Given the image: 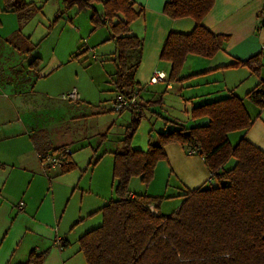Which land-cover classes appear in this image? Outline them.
Returning <instances> with one entry per match:
<instances>
[{
  "label": "trees",
  "instance_id": "obj_1",
  "mask_svg": "<svg viewBox=\"0 0 264 264\" xmlns=\"http://www.w3.org/2000/svg\"><path fill=\"white\" fill-rule=\"evenodd\" d=\"M0 1L2 10L17 14L21 22L40 10L24 0ZM214 2L169 0L164 5L163 14L169 19L190 18L195 22L190 33H170L165 41L160 60L171 65L168 81L177 80L188 56L212 59L222 50L228 38L212 34L202 25ZM61 3L64 11H90V22L95 28H108L107 41H112L115 49V92L131 97L137 88L134 76L142 40L130 33V25L142 16L143 9L131 0H61ZM95 5H100L101 11L96 10ZM131 51L136 54L129 55ZM39 62L35 58L30 66ZM238 67L258 73L260 58L252 57L222 68ZM245 97L262 109L264 81ZM191 118H207L208 123L187 128L171 122L175 127L160 135L157 145L149 144L146 151L130 146L141 114L137 113L125 128L121 147L113 153L116 200L90 215L100 214L101 224L77 241L78 252L86 264H264V153L244 139L235 146L228 141L229 134L246 131L252 125L243 99L229 95L193 107ZM172 143L186 149L194 148L215 185L185 191L179 208L170 215H163L159 211L162 198L130 197L128 184L136 177L149 185L157 163L166 159L164 148ZM65 149L37 150L45 155ZM71 156V151L64 154L59 174L74 170ZM231 159L235 164L225 169ZM97 162L98 159L90 164ZM221 182L226 183L224 187ZM149 205H154L155 214L149 210ZM43 260L44 255L31 253L28 264H42Z\"/></svg>",
  "mask_w": 264,
  "mask_h": 264
},
{
  "label": "crops",
  "instance_id": "obj_2",
  "mask_svg": "<svg viewBox=\"0 0 264 264\" xmlns=\"http://www.w3.org/2000/svg\"><path fill=\"white\" fill-rule=\"evenodd\" d=\"M24 1L38 7L34 3L35 0ZM131 1L143 9L142 16L130 25V33L142 40L140 61L134 76L139 92L143 88L152 87L168 79L171 65L159 61L165 41L170 33H190L195 22L190 18L172 20L166 17L163 14V7L169 0ZM50 4L52 7H59L60 0H51ZM31 18L32 16L25 24ZM202 25L212 34L226 36L228 39L222 50L212 59L192 55L187 57L183 67V78L201 76L197 80H203L206 85L202 92L192 94L188 99L191 109L224 99L229 95L243 99L244 107L253 122L246 131L229 134V144L235 146L244 139L264 153V106L259 109L245 97L264 81V53L261 51L264 46V0H215ZM25 40L30 42L31 38L26 36ZM31 49L32 46L28 50ZM134 54L136 51L129 52L131 56ZM252 57L260 58L261 68L258 73H252L247 67L222 68L233 63L245 62ZM35 58L41 61L39 57ZM5 59L7 57H4ZM4 60L0 55L1 74L6 73L4 68L8 62ZM25 61V73L36 72L38 78L61 65L58 57H52L41 73L43 70L40 62L36 66H30L32 61L27 59ZM154 72L162 76L157 83L151 82ZM183 78H179L180 84ZM22 90L13 82L2 83L0 80V264H28L31 253L44 255L42 264H86L83 255L78 252L77 241L84 233L94 229L91 227L101 223L100 214L90 215L109 203L102 197L105 185L109 182V171L102 172L98 178L95 177V181H91L87 190L86 186H81V175L76 181L68 183L66 189L57 195L59 189L57 179L66 180V177L74 172L72 170L66 174H59V171L44 174L37 149L61 147L69 149L70 146L67 140L50 136L47 133L48 125L37 126L34 121L20 115V108L26 105L21 103L24 91ZM38 94L50 96L44 90H39ZM115 96L116 93L114 98ZM75 103H80V100ZM40 105L43 111L49 110L48 101ZM141 106L145 108L143 104ZM187 121L172 123L187 128L208 123L207 118L201 119L200 123L199 120L196 121L198 124L195 125H188ZM164 151L166 159L158 163L148 186L142 187L131 180V186L134 187L129 189L130 197L134 195L165 197L168 188H172L171 190L176 193L170 197H178L187 190L206 186L210 173L200 156L190 155L189 150H185L177 143L168 144ZM97 159L95 168L99 166L103 157L99 156ZM71 161L75 164L74 169H77V162L73 157ZM54 178V182L51 181ZM94 186L97 190H94ZM77 189L81 193L79 207L73 206L72 203L74 191ZM20 202L23 203L22 211L18 210ZM97 216H100V219H97ZM90 221L93 223L85 225ZM80 226L84 227L77 235L75 232Z\"/></svg>",
  "mask_w": 264,
  "mask_h": 264
},
{
  "label": "rangeland",
  "instance_id": "obj_3",
  "mask_svg": "<svg viewBox=\"0 0 264 264\" xmlns=\"http://www.w3.org/2000/svg\"><path fill=\"white\" fill-rule=\"evenodd\" d=\"M38 1L35 0L34 3L37 8L42 7V9L36 11L26 24L20 21L17 14L4 12L0 2V55L3 60L7 57L4 61L8 62L4 68L6 73L0 72V80L2 83L13 82L24 90H22L21 103L26 104L27 108L25 106L20 108L21 116L34 121L37 126L48 125L47 133L50 136L67 140L70 146L68 148L72 153L71 157L77 162V169L66 177L67 181L58 177L57 195L66 189L68 183L76 181L81 175V186H86L87 190V186L91 185V181H95V177L98 178L97 176L102 172L109 171V182L105 185L102 197L108 202L115 201L114 190L117 182L113 180L111 186L113 152L120 149L124 130L131 120L137 113L141 114L130 146L133 149L146 151L149 144L157 145L160 135L175 127L171 122L188 120V125L202 122L201 119L191 118L188 99L192 94L202 92L206 85L203 80H197L201 76L183 78V65L176 81L171 82L166 79L139 92L136 88L141 112L130 110L122 114L115 113L112 105L116 93L113 83L115 49L112 41H107L108 28H95L90 22L91 13L88 10L64 11L61 0L59 7H52L51 0ZM95 8L101 11L100 5H95ZM59 14L60 16L56 18ZM26 36L31 38L30 42L25 40ZM31 46L36 47L29 51ZM35 57L41 59L40 66L43 70L41 73L52 57H58L61 65L38 78L36 72L25 73V59L32 61ZM161 63L166 62L161 61ZM179 78H183L181 84ZM39 90L48 92L50 96H41L38 94ZM73 90L79 95L80 103L63 100L62 97ZM42 99L44 101H41ZM47 101L49 110L46 112L40 104H46ZM141 104L146 107L142 108ZM198 120L199 122L196 123ZM185 150L189 149L185 148ZM99 156H102L103 160L95 168L90 162ZM234 164V159L229 160L225 169L233 167ZM54 180L55 178L51 179L53 182ZM131 180L138 185H144L139 178L134 177ZM131 180L128 184L129 189L134 187L131 186ZM214 185L215 183L210 185L206 183V186ZM171 189L168 188L166 193H163L165 197H154L162 198L159 211L163 215L172 214L182 203V196L170 197L171 194H176ZM94 190H97L96 186ZM74 193L73 206L79 207L81 193L78 189ZM97 219H100V216H97ZM92 221L85 225L92 224ZM100 224L98 223L97 226ZM82 227L76 230L77 235L82 232Z\"/></svg>",
  "mask_w": 264,
  "mask_h": 264
},
{
  "label": "built area",
  "instance_id": "obj_4",
  "mask_svg": "<svg viewBox=\"0 0 264 264\" xmlns=\"http://www.w3.org/2000/svg\"><path fill=\"white\" fill-rule=\"evenodd\" d=\"M261 51L264 53V46L262 47ZM162 79V76L158 72H154L151 82L152 83H157ZM138 92L135 91L131 97H126L120 94H116L114 101H113V111L115 113H122L130 110H135V111H140L139 108V101L137 98ZM63 100H68V101H79V95L75 90H73L71 93H69L66 96L62 97ZM189 154L190 155H196L197 152L194 148L189 149ZM70 153L69 149H65L64 151H60L58 153L52 154V153H47L45 155H38L39 161H40V166L42 169V172L44 174H49V173H55L59 171L62 165V161L64 160V154ZM213 181V176L210 174L209 177L207 178L206 183L210 184ZM23 209V203L20 202L18 204V210L22 211ZM149 210L152 213H156L154 206L149 205Z\"/></svg>",
  "mask_w": 264,
  "mask_h": 264
},
{
  "label": "water",
  "instance_id": "obj_5",
  "mask_svg": "<svg viewBox=\"0 0 264 264\" xmlns=\"http://www.w3.org/2000/svg\"><path fill=\"white\" fill-rule=\"evenodd\" d=\"M186 134H188V133H186ZM225 184H226L225 182H221V186H222V187H224Z\"/></svg>",
  "mask_w": 264,
  "mask_h": 264
}]
</instances>
